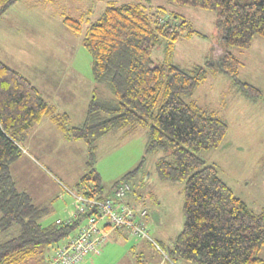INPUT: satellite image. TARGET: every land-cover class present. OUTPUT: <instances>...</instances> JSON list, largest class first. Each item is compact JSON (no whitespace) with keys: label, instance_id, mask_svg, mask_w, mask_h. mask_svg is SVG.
Returning <instances> with one entry per match:
<instances>
[{"label":"trees","instance_id":"obj_1","mask_svg":"<svg viewBox=\"0 0 264 264\" xmlns=\"http://www.w3.org/2000/svg\"><path fill=\"white\" fill-rule=\"evenodd\" d=\"M20 1L0 0V16ZM169 1L215 12L223 34L214 50L216 65L246 98H263L261 89L240 79L242 62L232 50L249 49L255 36L264 38V0ZM179 18L167 14L156 19L140 4L108 3L82 39L92 56L97 88L84 122L74 127L67 113L59 112L29 79L0 60V232L10 233L0 242V264H42L44 257H50L47 250L73 237L86 218L77 215L67 222L44 225L49 210L35 205L28 193L16 187L11 165L23 151L19 138L24 139V131L45 117L70 140L87 144L89 170L78 186L91 187L78 195L117 203L114 193L120 183L114 185L112 195H103L95 168L97 141L111 132L128 136L146 128V155L161 154L155 163L158 178L183 184L185 223L172 256L192 264H264V211H250L217 168L199 156L221 147L229 126L217 113L185 99L192 98L207 80L214 63L189 69L174 64L176 42L200 34ZM62 22L76 34L83 32L81 19L65 16ZM162 38L167 40L165 58L155 64L152 54ZM98 87L106 88L111 97L99 96ZM142 161L123 179L137 174L145 157Z\"/></svg>","mask_w":264,"mask_h":264},{"label":"rangeland","instance_id":"obj_2","mask_svg":"<svg viewBox=\"0 0 264 264\" xmlns=\"http://www.w3.org/2000/svg\"><path fill=\"white\" fill-rule=\"evenodd\" d=\"M111 2L140 4L156 19L177 14L180 21L186 20L200 33L176 43L173 62L186 69L196 63L215 64L210 66L208 79L199 85L193 97L185 99L217 113L228 123L229 132L222 147L203 151L199 156L207 165L217 168L220 177L250 211H264L263 37L255 36L247 50H232L243 63L240 79L262 90L263 98L257 103L246 99L215 63V46L222 42L215 12L169 0H22L0 16V60L41 88L48 99L63 103L61 109L69 111L70 126L81 125L89 106L86 101L97 88L92 56L82 39L88 25ZM65 16L81 19L83 32L76 34L67 28L62 22ZM166 45L167 40L162 38L154 49L155 64L163 62ZM96 93L111 97L104 87H98ZM52 126L55 129L34 132L29 127L24 131L26 137L19 138L23 151L11 165V174L19 191L28 193L35 205L49 210L45 217L48 221L67 222L77 213L76 196L91 187L78 186L89 170L88 149L83 140H70L58 126ZM146 142L144 127L128 136L115 131L97 141L95 168L101 176L103 195L112 193L117 182L129 183L139 196L136 207L148 211L142 221L149 234L139 238L129 230L131 234L121 241L110 238L107 253L97 264H192L171 254L185 223L183 184L158 178L155 163L161 154L146 155ZM26 153L33 161H24ZM144 157L138 173L123 179ZM104 247L95 256L103 253ZM47 260L44 257L42 264Z\"/></svg>","mask_w":264,"mask_h":264},{"label":"built area","instance_id":"obj_3","mask_svg":"<svg viewBox=\"0 0 264 264\" xmlns=\"http://www.w3.org/2000/svg\"><path fill=\"white\" fill-rule=\"evenodd\" d=\"M131 191L129 183L120 184L115 190L113 199L100 201L97 199L76 196L77 215H86L78 232L58 247L46 264H84L86 260L99 254L109 239L111 229H127L139 238L148 237V231L142 221L147 216L146 209H138L124 203ZM103 223L102 228L100 224Z\"/></svg>","mask_w":264,"mask_h":264},{"label":"crops","instance_id":"obj_4","mask_svg":"<svg viewBox=\"0 0 264 264\" xmlns=\"http://www.w3.org/2000/svg\"><path fill=\"white\" fill-rule=\"evenodd\" d=\"M21 2V1H20ZM19 3V2H18ZM195 36H197V35H194L193 37H191V38H187V39H193ZM219 38L220 39H223V34L221 33V35L219 36ZM178 42V41H177ZM176 42V43H177ZM176 45V44H175ZM175 50H176V46H175ZM243 50V49H242ZM244 50H247V49H244ZM236 55V54H235ZM237 56V55H236ZM238 57V56H237ZM173 58H174V55H173ZM239 59H240V57H238ZM241 60V59H240ZM242 62V61H241ZM194 65H197V63L196 64H194ZM193 65V66H194ZM242 66H243V63H242ZM221 71V70H220ZM227 76V75H226ZM228 77V76H227ZM208 79V78H207ZM32 82V81H31ZM205 82V81H204ZM203 82V83H204ZM33 83V82H32ZM94 83H95V81H94ZM248 83H250V82H248ZM34 84V83H33ZM250 84H252V83H250ZM35 85V84H34ZM252 85H254V84H252ZM36 87H37V89L39 90V92L41 93V95H42V97L48 102V103H50L51 105H53L59 112H61V113H67L68 115H69V111H65V110H63V109H61V108H63V107H61V106H63V103H59V101H52L51 99H48L47 98V95H43V93H42V89L41 88H39L37 85H35ZM254 86H256V85H254ZM257 87V86H256ZM259 88V87H258ZM96 89V88H95ZM260 89V88H259ZM262 91V90H261ZM94 92H95V90H94ZM94 92H93V96H94ZM93 96L90 98V99H88L86 102L88 103V105H89V103H90V101L92 100V98H93ZM246 99H248V98H246ZM249 100V99H248ZM251 103H257V101H251V100H249ZM195 102V101H194ZM249 102V103H250ZM62 104V105H61ZM60 106V107H59ZM60 108V109H59ZM225 120V119H224ZM226 121V120H225ZM52 125H54L55 127H56V125L52 122V120L50 119V118H48V117H45V118H43L41 121H39V122H37V123H35V124H33L31 127H30V130L32 129V131H34V132H36V131H39V130H43V131H47L48 130V128H49V130H53V129H55V128H53V126ZM78 126V125H77ZM229 126V125H228ZM121 132V131H120ZM112 133V132H111ZM122 133H124V132H122ZM29 134H30V131H29ZM228 136V135H227ZM227 138V137H226ZM28 139H29V135H28ZM27 139V140H28ZM224 144H222V146H223ZM221 146V147H222ZM220 148V147H219ZM218 149V148H217ZM215 150V149H214ZM211 151V150H210ZM24 157H26V160H24V161H33L32 160V158L28 155V153H26V154H24ZM34 163V162H33ZM233 190V189H232ZM109 195H112V193H110ZM137 197H139L138 196V194L135 192V190H133L132 192H130L128 195H127V197L125 198V203H127V204H129V205H131L132 207H136V205H135V203H137V201H138V199H137ZM77 203V202H76ZM64 211H62V213H63ZM74 215V214H73ZM75 217V216H74ZM57 221V220H56ZM56 221H54V222H56ZM58 221H62L61 219H58ZM85 220H83V222H84ZM53 221H48L47 220V218H45V220H43V224L44 225H48V224H50V223H54ZM100 226L103 228L104 227V224L103 223H101L100 224ZM78 232V231H77ZM77 232H75L73 235H75ZM3 232H0V241H2V240H5L8 236H9V234L7 233V235L5 234L4 236H3V234H2ZM128 233H130L128 230H125V229H115V230H113V231H109V239L111 238H113V240H115V239H117V241H121V239H122V237H126V234H128ZM131 234V233H130ZM73 235H71V236H73ZM108 239V240H109ZM110 241V240H109ZM108 244H109V242L107 241V243H106V246L104 247V251H102L103 253H101L98 257L97 256H95V258H97V259H95L94 257H91V258H89L88 260H86L85 261V263L84 264H97L98 262H99V260L101 259V257L102 256H104L106 253H107V248H108ZM62 245V244H61ZM56 249L57 248H53V249H49V250H47V253H46V256H51V255H53L54 253H55V251H56ZM261 257L264 259V248L262 249V251H261Z\"/></svg>","mask_w":264,"mask_h":264},{"label":"bare ground","instance_id":"obj_5","mask_svg":"<svg viewBox=\"0 0 264 264\" xmlns=\"http://www.w3.org/2000/svg\"><path fill=\"white\" fill-rule=\"evenodd\" d=\"M135 236V235H134Z\"/></svg>","mask_w":264,"mask_h":264}]
</instances>
